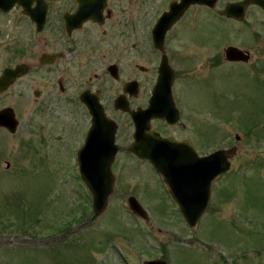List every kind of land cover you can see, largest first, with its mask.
<instances>
[{"label": "rangeland", "instance_id": "rangeland-1", "mask_svg": "<svg viewBox=\"0 0 264 264\" xmlns=\"http://www.w3.org/2000/svg\"><path fill=\"white\" fill-rule=\"evenodd\" d=\"M162 1H133V38L150 37ZM228 1L219 0L217 8ZM198 8L192 7V17L198 15L192 23L195 43L225 37L219 52L227 43L254 51L247 64L211 66L210 52L192 44V141L199 154L236 146L229 172L212 184L196 225L183 222L157 181L143 180L150 177L147 167L116 169L120 186L104 211L92 216L91 195L79 182L73 129L68 152L54 157L33 153L30 142L17 141L19 127L12 136L0 131L2 264H142L155 258L168 264H264V14L252 8L241 23L208 24L206 11ZM256 53L259 59L253 62ZM30 111L31 105L23 110L25 121ZM67 112L73 124L83 116L81 105H69ZM132 182L135 193L146 198L141 203L147 220L128 209L126 198L134 191L121 185Z\"/></svg>", "mask_w": 264, "mask_h": 264}, {"label": "flooded vegetation", "instance_id": "flooded-vegetation-1", "mask_svg": "<svg viewBox=\"0 0 264 264\" xmlns=\"http://www.w3.org/2000/svg\"><path fill=\"white\" fill-rule=\"evenodd\" d=\"M133 1L43 0V16L36 9L35 0H25L29 11L18 1L8 11L0 10V19L8 18L11 22L7 25L0 21V75L9 68L18 73L0 92V110L7 109L8 115L16 119V132L21 127L17 141L30 142V149L36 154L56 157L58 153L68 152L72 128L71 133L76 136V157L78 154L89 157L81 163L86 170L83 173L76 159L82 188L89 189L90 179L98 176L95 172L100 165L98 158L108 156L115 148L110 163V172L115 176L114 189L117 184L120 186L114 173L116 169L122 173L124 169L142 171L147 167L150 177L146 174L143 180L157 181L166 198L176 205L162 176L142 156L149 146L144 140L148 134L155 139L151 146L156 147L155 143L160 142L159 155L173 156L178 163L191 162L192 146L197 151L192 141V44L210 52L211 66L222 62L230 66L247 64L254 51V47L227 43L219 52L217 48L227 40L225 37L220 40L206 37L195 43L192 23L198 21V15L192 17V7L206 11L208 24L241 23L250 9L262 14L264 10L251 4L245 8L243 20L237 21L224 14V5L220 8L189 5L164 33L162 44L155 46L151 36L132 37ZM172 1L178 0L162 1L159 15ZM79 3H83L85 11L77 19L73 14ZM149 9V5L143 9L146 17ZM204 23L207 25L206 20ZM258 35L255 32L253 36ZM230 47L239 50L242 61L229 58ZM259 54H255L253 62L259 59ZM160 74L163 81L158 86ZM152 103L164 107L165 113L159 116L150 112ZM30 105V118L25 121L22 112ZM69 105H81L83 110V116L75 124L67 112ZM86 105L98 107L103 119L93 118ZM0 131L8 136L16 134L2 126ZM90 132L93 139L87 141ZM219 148L222 146L209 152ZM135 186V183L131 187L122 184L121 188L134 191L127 196H135L141 203L146 198L135 193Z\"/></svg>", "mask_w": 264, "mask_h": 264}, {"label": "water", "instance_id": "water-1", "mask_svg": "<svg viewBox=\"0 0 264 264\" xmlns=\"http://www.w3.org/2000/svg\"><path fill=\"white\" fill-rule=\"evenodd\" d=\"M18 1L21 2L26 9L29 11L28 4L25 0H0V10L6 12L10 9L13 4ZM29 1V0H28ZM217 0H179L172 2L169 5V9L163 12L157 19L156 24L152 27L151 37L154 40L155 46H160L164 39V33L167 28L170 27L173 22L177 21L180 16L187 10L190 4H200L209 7L215 6ZM36 9H38L43 16L44 2L43 0H35ZM257 4L260 8L264 10V0H240L235 2H228L225 5L224 14L234 18L235 20H242L244 17L245 8L251 4ZM84 6L82 3L79 4L76 13L73 17L77 19L84 16ZM235 47H230L228 49L229 58L233 60H240V52ZM247 60V56L244 57ZM242 61V60H241ZM16 69L9 68L6 69L0 76V92L12 82L15 78ZM160 76V81L157 85H161L163 81L162 74ZM169 79H171L169 77ZM93 118L103 119V114L98 113V107L95 105H87ZM122 107L123 105H118ZM150 112H154L156 115H163L165 113V108L160 105L151 104L148 108ZM7 109L0 110V126L8 129L9 132L13 133L16 130L17 121L12 116L8 115ZM92 132L89 133L87 141H91ZM235 138L239 140V136L236 135ZM148 142V148L144 149L143 158L148 159L156 168L162 177L164 182L168 185L169 191L173 199L177 203V207L182 214L185 222L190 226L194 227L197 220L204 213L211 194V184L214 178L218 175L229 170L230 159L236 153V146L229 148L217 149L206 155H198L195 149L192 147V159L190 163H178L177 159L173 156H161L162 149L158 147L160 145L156 142L155 146L150 144L155 141L152 134L144 139ZM116 149L113 148L108 156H101L98 158L100 165L95 171L98 176L92 177L90 180V194L92 195V216L100 215L108 202V197L113 191L114 176L110 172V161L113 160ZM88 156H82L78 154V161L80 164L88 160ZM81 172H86L82 168ZM81 173V174H82ZM127 204L129 210L132 214H135L144 220L148 219V214L146 210L138 203V200L134 196H129L127 199ZM142 264H167L162 258H155L151 260H145Z\"/></svg>", "mask_w": 264, "mask_h": 264}, {"label": "trees", "instance_id": "trees-1", "mask_svg": "<svg viewBox=\"0 0 264 264\" xmlns=\"http://www.w3.org/2000/svg\"><path fill=\"white\" fill-rule=\"evenodd\" d=\"M244 130H245V129H244ZM245 133H246V135H247V134H249V131H248V130H245Z\"/></svg>", "mask_w": 264, "mask_h": 264}, {"label": "bare ground", "instance_id": "bare-ground-1", "mask_svg": "<svg viewBox=\"0 0 264 264\" xmlns=\"http://www.w3.org/2000/svg\"><path fill=\"white\" fill-rule=\"evenodd\" d=\"M138 152H140V151H138ZM141 153V152H140Z\"/></svg>", "mask_w": 264, "mask_h": 264}]
</instances>
